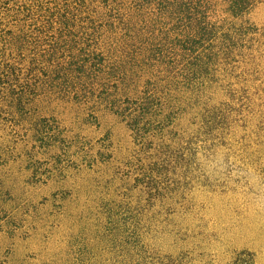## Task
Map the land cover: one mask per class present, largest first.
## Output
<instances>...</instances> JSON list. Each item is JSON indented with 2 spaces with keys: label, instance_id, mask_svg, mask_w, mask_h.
<instances>
[{
  "label": "rangeland",
  "instance_id": "374dc122",
  "mask_svg": "<svg viewBox=\"0 0 264 264\" xmlns=\"http://www.w3.org/2000/svg\"><path fill=\"white\" fill-rule=\"evenodd\" d=\"M232 20L252 32L196 97L216 106H179L187 143L159 158L147 194L130 130L104 106H58L60 149L18 140L0 167V264H264V0Z\"/></svg>",
  "mask_w": 264,
  "mask_h": 264
},
{
  "label": "trees",
  "instance_id": "16d2710c",
  "mask_svg": "<svg viewBox=\"0 0 264 264\" xmlns=\"http://www.w3.org/2000/svg\"><path fill=\"white\" fill-rule=\"evenodd\" d=\"M259 1L0 0V167L18 140L63 147L58 106H104L130 130L147 194L189 136L179 106H216L196 97L234 67L252 27L232 18ZM2 193L0 180V215Z\"/></svg>",
  "mask_w": 264,
  "mask_h": 264
}]
</instances>
